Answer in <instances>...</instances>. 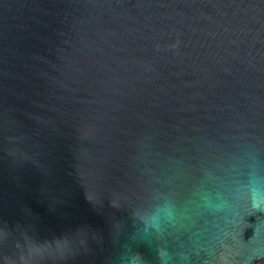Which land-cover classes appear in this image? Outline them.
<instances>
[{"label":"water","instance_id":"1","mask_svg":"<svg viewBox=\"0 0 264 264\" xmlns=\"http://www.w3.org/2000/svg\"><path fill=\"white\" fill-rule=\"evenodd\" d=\"M0 264H264V0H0Z\"/></svg>","mask_w":264,"mask_h":264}]
</instances>
